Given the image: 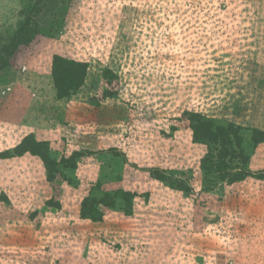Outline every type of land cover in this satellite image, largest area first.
Returning a JSON list of instances; mask_svg holds the SVG:
<instances>
[{
	"label": "rangeland",
	"instance_id": "obj_1",
	"mask_svg": "<svg viewBox=\"0 0 264 264\" xmlns=\"http://www.w3.org/2000/svg\"><path fill=\"white\" fill-rule=\"evenodd\" d=\"M258 131L264 0H0V264H264Z\"/></svg>",
	"mask_w": 264,
	"mask_h": 264
},
{
	"label": "trees",
	"instance_id": "obj_2",
	"mask_svg": "<svg viewBox=\"0 0 264 264\" xmlns=\"http://www.w3.org/2000/svg\"><path fill=\"white\" fill-rule=\"evenodd\" d=\"M59 60L63 61L64 64L59 62ZM87 68H88V65L85 63H82V62L76 61V60L65 59L63 57L56 55V58L54 60V77H55V86L58 89V94L60 97L71 96L72 93H74V91L79 89L84 84L85 78H86ZM195 116L197 117V119H192V120L197 122V124L195 123L193 125L195 136L199 139H202V138L203 139H210V141H212V142H217L218 137L215 134V132L212 131L214 124L210 123L209 121H205L204 117L200 114H197ZM232 127H233V125L229 124V128H230L229 131L230 132L227 131L226 134L224 135V136H227V138H226L227 140L230 139L231 134L235 133ZM202 129H205L203 132L204 133L203 135L200 133L202 131ZM216 129L217 130H223V128H220V126H217ZM259 133L262 134V137H261V139H262L264 132H259ZM24 142H26V140ZM236 142H239V141H236ZM38 144L45 147V144L42 142L41 143L39 142ZM19 150L20 151H29L30 149L24 147V145H20ZM33 153L41 155L42 158L44 159L46 165L48 166V168L49 169L51 168L50 165L52 164L53 161L50 159L49 155L45 153L44 149L34 151ZM51 171H52V168L50 170V175H51ZM50 179L53 180L54 178L53 179L50 178ZM104 195L105 196L102 198H101V196L99 198H96V197L92 198L93 203H91V201H88L89 205L93 209H92V211L89 212L90 214L89 213L87 214L86 210H84L85 211L84 215H88V216L92 215L91 217L100 220L103 217V215H102V212L99 210L98 206L101 204L106 205V206H108L109 204H114V198H111V196H109L110 194L108 192H105ZM107 197H109L110 199H107ZM129 201H130V199H129ZM131 203H132V200H131L130 204Z\"/></svg>",
	"mask_w": 264,
	"mask_h": 264
}]
</instances>
